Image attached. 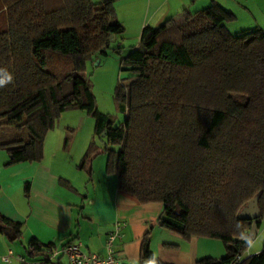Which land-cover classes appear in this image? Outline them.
I'll return each instance as SVG.
<instances>
[{"label":"trees","instance_id":"obj_1","mask_svg":"<svg viewBox=\"0 0 264 264\" xmlns=\"http://www.w3.org/2000/svg\"><path fill=\"white\" fill-rule=\"evenodd\" d=\"M115 8V0H0V79L12 77L0 87V148L9 164L40 163L62 115L86 111L120 191L164 204L160 226L186 240L223 241L226 257L196 264H264V250L247 257L251 223L239 218L260 195L259 226L264 220V29L233 35L226 24L237 16L216 4L146 26L123 59L129 77L115 99L126 119L114 126L99 112L86 70L125 32ZM38 51L49 55L48 68ZM100 151L91 143L80 166ZM0 233L19 241L23 225L0 216ZM143 239L141 264H165L150 236ZM79 242L34 240L21 258L48 264L54 251Z\"/></svg>","mask_w":264,"mask_h":264},{"label":"crops","instance_id":"obj_2","mask_svg":"<svg viewBox=\"0 0 264 264\" xmlns=\"http://www.w3.org/2000/svg\"><path fill=\"white\" fill-rule=\"evenodd\" d=\"M144 1L154 28L164 26L167 20L181 16L185 11L196 12L213 4L233 13L235 11L227 3H242V12L251 16L250 7L254 3L264 4V0H226L224 4L218 0ZM143 29L144 26L140 27L141 33ZM53 137L56 142H52ZM64 139L63 132L56 136L51 131L45 142L44 158L38 164L10 165L9 156L0 148V216L23 225V236L19 241L12 243L0 233V264H21L19 258L27 255L26 247L34 240L57 248L80 241L85 251L105 257L106 239L115 230L116 222L124 223L122 237L116 242L120 264H141L143 238L147 235L151 238L155 257L165 264H196L207 257L222 258L210 252L213 242L208 241L215 240L199 237L186 240L161 227L159 220L165 205L142 204L120 191L118 176L107 173V160L97 158L87 168H82L80 164L89 146L73 141L65 148ZM10 251L14 257L9 263L4 262L2 258ZM258 254L249 249L247 256ZM42 258L30 260L43 262ZM48 264L70 262L66 256L59 255Z\"/></svg>","mask_w":264,"mask_h":264},{"label":"rangeland","instance_id":"obj_3","mask_svg":"<svg viewBox=\"0 0 264 264\" xmlns=\"http://www.w3.org/2000/svg\"><path fill=\"white\" fill-rule=\"evenodd\" d=\"M91 1L94 3L101 2V0ZM218 1L223 2V4L226 3L224 2L226 0ZM229 3H227V6L235 11L233 13L237 16L236 21L226 24V27L228 28L227 30L233 35H238L247 30H253L254 28L264 29L263 3L257 5L254 3V5L250 7L255 19H253V16L245 15L242 12V3H240L241 5H233V2ZM115 6L117 18L124 26L125 32L121 36H118L117 39L114 37L111 38V47L108 49L107 55H100L98 59H95V63L88 64L86 77L90 79L99 112L109 115L114 126H118L123 124L126 119V115L120 110L119 103L115 99L119 85L126 84L127 78L129 77V73L122 64L124 61L123 59L130 54L134 47L141 43L142 33L140 32V27L143 28L144 26L145 28L149 25L152 26L154 23H150L151 19L148 15L149 7L144 0H117ZM209 7L211 6H208L207 8ZM152 11L153 10L151 9V12ZM0 14H2L0 20L5 18L3 10L0 11ZM36 55L42 65L45 68H48L49 55L45 51H38L36 52ZM81 83L82 80L79 81V84ZM95 127V118L89 115L86 111L70 110L62 115L53 132H55L56 136L59 132H63L65 134V139L70 138L71 143L76 141V144L81 143L84 147H86V145L90 147L91 143L96 142L101 151L94 156L93 160L97 158H100L99 160L101 161L103 159L107 160V155L103 153L107 148L106 140L96 136ZM65 139L63 140L64 143ZM51 140H53L52 142L57 141L54 137ZM89 147L87 151L89 150ZM5 155L8 156L7 153H5ZM208 242H213L210 243L209 248L210 252L214 253L213 255L222 258L226 257L227 250L221 239ZM249 249H252L253 253L256 252L259 254L264 250V220H262L260 225L257 238L252 241V245Z\"/></svg>","mask_w":264,"mask_h":264},{"label":"built area","instance_id":"obj_4","mask_svg":"<svg viewBox=\"0 0 264 264\" xmlns=\"http://www.w3.org/2000/svg\"><path fill=\"white\" fill-rule=\"evenodd\" d=\"M123 222H116L115 230L110 234L106 242V253L105 257H101L97 254H92L84 249L82 243H74L64 247L60 251H54L52 258L59 255H64L69 259L70 264H120L119 252L116 249V242L121 239V231L123 229ZM13 252L10 251L9 254L2 258L4 262L9 263L13 258ZM21 264H44V262L33 263L29 262L25 258H19ZM234 264H240L243 261V257H239L235 260Z\"/></svg>","mask_w":264,"mask_h":264},{"label":"water","instance_id":"obj_5","mask_svg":"<svg viewBox=\"0 0 264 264\" xmlns=\"http://www.w3.org/2000/svg\"><path fill=\"white\" fill-rule=\"evenodd\" d=\"M260 195L251 200L249 204L243 209L239 215L241 220H246L251 223V230L249 232V239L254 241L259 234V222L261 212L259 208Z\"/></svg>","mask_w":264,"mask_h":264},{"label":"clouds","instance_id":"obj_6","mask_svg":"<svg viewBox=\"0 0 264 264\" xmlns=\"http://www.w3.org/2000/svg\"><path fill=\"white\" fill-rule=\"evenodd\" d=\"M12 80V77L9 76L7 80L5 79H0V87H4L7 83H10Z\"/></svg>","mask_w":264,"mask_h":264}]
</instances>
